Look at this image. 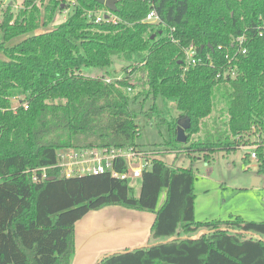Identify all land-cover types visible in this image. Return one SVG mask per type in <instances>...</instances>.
Masks as SVG:
<instances>
[{
	"label": "trees",
	"instance_id": "obj_1",
	"mask_svg": "<svg viewBox=\"0 0 264 264\" xmlns=\"http://www.w3.org/2000/svg\"><path fill=\"white\" fill-rule=\"evenodd\" d=\"M116 2L117 10L97 22L88 11L108 7L96 0H22L17 14L0 0V264H73L77 220L110 205L156 213L150 235L156 241L105 253L96 264H264V220L198 222L194 169L169 165L161 158L168 150L146 151L137 142L139 113L168 124L169 151L205 159L215 150H237L254 132L264 134V37L258 32L264 0ZM70 4V16L49 27ZM152 5L162 22L145 20ZM171 31L178 42L168 37ZM244 33L248 51L235 62L237 76L218 79L227 50L235 51L233 38ZM191 44L202 63L188 68L184 49ZM115 57L131 63L122 77H111ZM159 97L166 105L175 101L174 118L160 114ZM13 99L29 108L15 111ZM223 101L226 127L205 132V120ZM140 103L137 112L133 106ZM185 117L182 143L177 129ZM107 146L151 161L139 196L111 170L68 178L53 168L41 182L26 172L57 163L61 148ZM257 150L261 174L264 147ZM114 167L125 172V159Z\"/></svg>",
	"mask_w": 264,
	"mask_h": 264
},
{
	"label": "rangeland",
	"instance_id": "obj_2",
	"mask_svg": "<svg viewBox=\"0 0 264 264\" xmlns=\"http://www.w3.org/2000/svg\"><path fill=\"white\" fill-rule=\"evenodd\" d=\"M8 3L13 5L16 14L23 6L22 0H3V5L7 6ZM72 9L73 6L70 4V6H66L65 9L59 11L54 18V23L49 27H54L65 21L73 11ZM24 37L25 36H20L19 41L24 39ZM0 57H4L2 53H0ZM114 63L115 69L111 67V77L114 78L124 76V68L127 64H131L130 61L117 57L114 58ZM116 65L119 66L117 67ZM100 73H102L100 70H90V74L92 75ZM139 76H141V73L138 77ZM157 102L161 109L162 113L160 114L162 116H165L168 120L174 118L177 114L175 101L166 105L162 98L159 97ZM152 103L153 102L149 99L143 111L149 110ZM16 104V100L13 99V105ZM133 108H135L137 112H140L142 105L140 103L133 106ZM228 119L226 102H219L213 114L205 120L206 125L204 126V131L216 132L217 129L226 127L225 124ZM137 122L141 126L140 137L137 142L139 145H142L146 151L159 149L162 152H166V150H168V153L161 154V158L167 164L194 169L196 175L194 182L196 193L195 219L198 222H206L212 219L226 221L235 216L244 217L246 220H264V173H259L257 160L248 156V154L251 156V152L257 146L255 133L249 135L250 138H246V142H242V145L237 150H215L214 152H210L208 158L205 159V155L193 154L190 156L184 150L176 151V149L173 148L169 151L168 148L171 142V135L169 134L168 124L155 123L154 120L151 121L147 118L145 113H139ZM203 135V133L198 134L197 137L199 138V136ZM261 147L264 146H258V148ZM259 176L261 178L260 184L259 186H255L253 179ZM128 181L130 185L135 186L136 192L140 190L141 178L136 182L132 178H129ZM164 198L165 194L163 193L160 200L161 204ZM114 209V206H109L106 210H102V217H100V219H106L107 221L112 220V223L115 222L114 225L118 224V218L123 219L125 222L120 223L122 227L133 226L141 221L138 217L134 218L128 212L123 213L121 210ZM128 210L132 209L128 208ZM118 232H120L117 236L118 239H114L112 243L117 241L120 244L123 243V240L128 238V236L124 234L126 231L120 230ZM203 232L204 229H201L195 234L200 235ZM155 241L156 240L152 238L151 242ZM94 243L95 250L100 242L98 240V242ZM105 243L104 246L109 244L110 240H107Z\"/></svg>",
	"mask_w": 264,
	"mask_h": 264
},
{
	"label": "built area",
	"instance_id": "obj_3",
	"mask_svg": "<svg viewBox=\"0 0 264 264\" xmlns=\"http://www.w3.org/2000/svg\"><path fill=\"white\" fill-rule=\"evenodd\" d=\"M106 15L110 17L112 11L109 9L104 10H89L88 16L94 17L97 22H102L106 19ZM116 22L117 19L112 18ZM150 23H160L162 18L159 15V12L155 5H152L151 10L146 16L145 19ZM260 36L264 37V25L258 26ZM174 30V29H172ZM168 37L174 41H177L174 35L171 33L168 34ZM248 37L244 33L238 37H234L232 41L234 53L232 50H227L225 58L227 59V64L221 67V71L217 75V78L228 77L235 78L238 74L236 63L239 60L240 54H246L248 49L246 46ZM222 49V47H219ZM186 56V66H196L199 63H202V59L198 57V50L196 47L191 44L188 48L184 49ZM213 62H211V65ZM110 80V79H108ZM17 104L14 105L16 109L24 105L26 108H29L27 102H21L15 99ZM256 134L257 146L251 152V158L258 160V146H264V134L260 132H254ZM57 163L53 165L40 166L37 168H30L26 172L32 174L34 182H41L49 176V169L59 168L61 174L65 177H74L76 175H91V174H102L111 170V173L115 177L122 179H140L144 172V168L151 166V161L144 158L143 153L136 152L130 148H117L113 146L107 147H90V148H61L57 151ZM119 159H125L127 169L125 172H121L114 167V161Z\"/></svg>",
	"mask_w": 264,
	"mask_h": 264
},
{
	"label": "crops",
	"instance_id": "obj_4",
	"mask_svg": "<svg viewBox=\"0 0 264 264\" xmlns=\"http://www.w3.org/2000/svg\"><path fill=\"white\" fill-rule=\"evenodd\" d=\"M133 180L135 182L138 181V179ZM140 193L141 188L138 192L135 191L137 196H139ZM110 206H114V210H121L123 213L128 212L134 218L138 217L141 221L133 226L122 227L120 223L125 222L123 219L118 218L119 222H117L118 224L116 225H114L115 222L112 223V220L107 221L106 219H100V217H102L101 211H104V209L106 210L109 207L92 210L87 215L77 220L75 227V257L73 264H96L105 253L143 246V244L152 241L150 235L152 227L156 221V213L132 208H130L132 210H128L129 207L126 208L120 205ZM120 230L126 231L124 234H126L128 238L123 240V243L120 244L117 241L112 243L114 239H118L117 236L120 233L118 231ZM98 240L100 243L94 250V242H98ZM107 240H110V243L104 246Z\"/></svg>",
	"mask_w": 264,
	"mask_h": 264
},
{
	"label": "water",
	"instance_id": "obj_5",
	"mask_svg": "<svg viewBox=\"0 0 264 264\" xmlns=\"http://www.w3.org/2000/svg\"><path fill=\"white\" fill-rule=\"evenodd\" d=\"M96 1L102 5L103 4L106 5V7H108V9L112 12L117 10L116 0H96ZM106 17H108V15H106ZM116 66L118 67L119 65H116ZM189 121L190 120L187 117L182 118L179 121L178 129H177V139L179 142L186 143L188 140V136L186 135V129L189 128ZM0 133H1V129H0ZM260 180H261L260 176L255 177L253 179L254 185L259 186Z\"/></svg>",
	"mask_w": 264,
	"mask_h": 264
}]
</instances>
